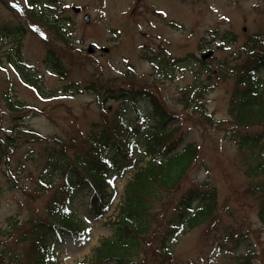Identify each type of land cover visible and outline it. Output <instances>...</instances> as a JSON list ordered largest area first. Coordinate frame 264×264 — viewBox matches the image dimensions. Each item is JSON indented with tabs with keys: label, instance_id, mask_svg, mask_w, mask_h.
Returning a JSON list of instances; mask_svg holds the SVG:
<instances>
[{
	"label": "rangeland",
	"instance_id": "rangeland-1",
	"mask_svg": "<svg viewBox=\"0 0 264 264\" xmlns=\"http://www.w3.org/2000/svg\"><path fill=\"white\" fill-rule=\"evenodd\" d=\"M12 1L21 3L22 10H13L9 6L10 0H0V41L2 43H4V36L7 35L4 30L6 25L2 23L9 21L12 26L22 25L21 21H14L16 18L19 19L17 15L20 12L25 15L29 14L27 2L30 0ZM34 1L43 8L42 13L45 18L43 24L45 25H38L40 22L35 23L36 29L39 30L38 33H30L25 29L24 33L17 37L19 45L16 49L20 56L12 55L14 57L12 64L7 58V54L10 53L9 45L4 43L8 46H0V106L3 111H5L4 108L10 107L15 115L23 116L21 120V123L25 124L23 128L31 127L35 132L46 136L57 135L66 127L78 130L79 127L72 122V120H77L82 130L80 134L73 135L71 138H76L80 143L86 137L94 120H100V109L95 105L94 94L86 91L84 86L91 80L102 83L108 78L116 77L123 71L129 70L128 66L133 68L132 71L138 78L153 75V66L145 62L148 54L140 55L143 45H154L157 48L158 43L164 40L168 55L177 56L187 52L200 55V43L203 40H211V36L207 34L210 28L234 29L239 35L240 42H243L248 34L264 32V0H200L194 10L186 5L182 10L176 0H139L138 3L144 5L145 10L155 7L162 12L163 17L155 16L151 19L146 13L139 15L138 20L134 22H131V16L140 7H135V10L130 13L129 9L135 3L133 0H116L111 3L108 0ZM53 1L59 4H54ZM62 4H64L63 8ZM72 5L85 8L91 17V22L84 23L83 14L73 11ZM12 7L20 8L15 5ZM50 11H54L64 22L63 27L61 26L63 32L59 34L65 35L64 40H61L56 29H53L54 19H47ZM25 25L29 27L26 22ZM137 28L140 30L137 31ZM80 38L85 39L84 45L76 41ZM92 43L108 47L110 51L106 53L107 55L101 51L93 55L89 54L87 46ZM210 44L212 45V41ZM223 45V40L213 43L214 49L211 50L214 52L211 59H223L224 55L229 54V47L224 49ZM238 46L239 44L232 46V50L237 49ZM46 57L47 62L44 61ZM57 59L67 68L66 80H61L55 74L59 72L54 69V60ZM49 70L50 74H48ZM15 71L24 74L16 77ZM36 72H40L39 75ZM35 74L37 75L35 76L36 81L31 78ZM43 74H47L45 79H43ZM261 75L264 76V72ZM176 76L179 78L172 82H157L159 84L156 89L162 93V97L169 100L174 99L177 95L176 87L185 86L192 81L188 74H176ZM142 81L134 83L133 86L140 85ZM127 83L131 82L117 81V84L121 85H127ZM72 85L74 87V90L70 91L72 98H68L69 94L64 92L61 96L58 90H56L58 95H53V89L72 87ZM232 86V82L220 81L216 90L204 99L202 107L211 113L215 120L227 118V97ZM111 87H116V84L112 82ZM7 91L15 97L13 101L9 100ZM167 103L173 108L172 110L177 112L178 116H181L182 126L188 132L186 140L200 144L202 154L190 174L183 178L179 186L169 192L164 191L165 194H162L161 200L154 205L153 211L155 212L152 216L158 217L159 221L153 224L152 228H156L149 238L158 243L167 229H170L169 220L172 219L176 203L183 192L191 186L208 181L207 187H215L217 193L218 211L214 224L211 227L203 224L196 231L182 236L177 250L180 255L178 254L175 258V263L179 261L178 264H235L248 253L252 257V263L264 264V233L257 230L260 228L258 201L256 196L248 191L251 182L247 177V172L253 163L249 151H240L236 144L224 139L227 136L226 131L216 129L190 111H184L179 106L175 107V101ZM113 105L118 106V103ZM5 117L8 119V116ZM6 122L7 120L3 119L1 126H4ZM261 129L263 127H255L251 129V132L254 134ZM22 134L24 136L20 139V143L28 135L26 130H23ZM67 134L72 135L71 132ZM44 148L40 150L43 151ZM3 151L0 147V250L3 248L14 252L13 254L19 252L25 254L28 251L30 234L28 231L22 232V228L9 227L10 223H14L16 219L25 226L33 218L30 216L31 212L40 211L43 214L52 198L61 200L63 196L57 195L55 190L57 185L49 192L39 194L37 197L26 196L22 192V182L26 181L30 188H33V184L38 185L37 171L27 180L28 177H23V172L18 169L19 165L24 166L22 157L26 152V146L19 144L17 150L10 153L11 169L8 178L2 168ZM127 177L128 174L116 178L118 196L108 215L116 211V204ZM87 197L88 194L82 196L81 193L76 199V203L79 204L78 210L84 217L87 213ZM22 201L26 204L22 205ZM234 212L236 213L235 218L230 216ZM107 218L92 221L91 240L68 241L65 244H59L62 264H75L76 261L83 260L90 255L99 236L108 233L104 225ZM233 225L242 226L243 235H251V237L237 251L234 250L236 251L235 256L225 257L223 251L221 254L218 253L217 241L222 240L225 236L223 231L229 230V227ZM232 242L233 240L229 242L231 250L235 249ZM148 262L159 264L160 261L150 254ZM9 264H18V259Z\"/></svg>",
	"mask_w": 264,
	"mask_h": 264
},
{
	"label": "trees",
	"instance_id": "trees-1",
	"mask_svg": "<svg viewBox=\"0 0 264 264\" xmlns=\"http://www.w3.org/2000/svg\"><path fill=\"white\" fill-rule=\"evenodd\" d=\"M54 28L57 30L58 37L64 40L65 35H59L62 28L58 25H54ZM227 38L233 43L237 41L236 37L231 39L228 36ZM258 39L260 38H252L251 41L242 45L241 50L233 52L231 56L229 54V68L227 61H220L202 68V73H206L205 79L195 74L193 82L187 86V93L183 97L187 101L186 105L199 102L216 84V77L221 80L229 76V79L235 80V88L231 93L228 106V113L234 124L249 128L263 126L264 79L256 78L255 73L264 67V47H257ZM56 63L57 66L61 65L60 60ZM218 64L220 69L215 68ZM175 67L183 69L178 63ZM61 75L65 76L66 72H62ZM117 80L130 81L132 84L127 83V85L132 88L112 89L103 83L100 85L96 82H91L85 88L93 90L99 98L102 93L103 95L105 92L109 94L108 90L105 91L106 88L111 89L113 91L109 95L112 96L111 98L126 100L131 104V110H128V113L133 115L132 120L126 114L123 115V110L116 112L111 123L109 122L111 119L104 115L103 120L92 125L81 149L75 148V138L58 137L57 135L42 137L31 134V140L24 142L28 144L26 166L30 172L43 169L41 176L46 174L48 176L51 173L59 174L60 178L64 179L63 188L69 199L76 196L75 189L78 186L91 188L93 194L90 196V208L102 217L115 199V188L111 187V191L107 189L110 188L113 175H119L125 168L127 170L133 168L132 164L142 163L124 187L117 217L109 219L106 223L107 228L112 230V235L101 239L99 245L93 250L91 262L93 264L112 262H115L114 264H137L140 254L144 252L146 255L155 256L160 261L159 264H167L173 260V248L178 240L177 235H174L175 231L168 232L161 244L147 238V235L151 234L149 230L152 229V217L149 213L152 214V203L159 199L160 193L175 188L178 182L190 172L198 158L199 146L191 143L182 151L175 152L183 136H179V127L171 123L174 118L173 114L167 109L163 100L149 87L156 86V83L145 78L140 85L133 86L141 80L133 76L132 71L111 79V81ZM106 100L107 97L103 101L106 102ZM124 101L121 106L127 110L128 104L127 102L124 104ZM143 101L149 103L147 107H151L149 112L152 122L148 125L139 124ZM130 121L133 122L132 125L129 124ZM146 126H150L149 131H146ZM126 132L139 136L140 139L129 145L130 140L125 137ZM21 133V130H11V133H6L5 137L0 136V144L19 145L18 141L22 139ZM234 136L238 137L241 147H259L264 156L263 135L234 134ZM43 147L45 148L41 151ZM142 147L144 149L141 151ZM103 158H108V160H103ZM250 172L256 177L264 174V159ZM79 178L82 179L81 183L76 184ZM201 187L204 188V186ZM201 187L188 189L180 200L179 207L182 214L176 218L174 227L182 228L185 234L205 222L215 209L216 202L211 197L216 195V190L202 191ZM254 188L253 193L260 195L258 199L259 220L264 227V180L257 182ZM196 200L200 201V205L195 209L194 215H191L188 209ZM61 208L63 212L53 210L54 219L46 217L33 221V232L42 231L40 232L42 235L38 232L35 234L38 236L36 243L33 240L35 248L39 251H42L45 241L49 243L56 230L63 232L68 230L77 235L85 234L81 231L85 228V224L79 216L74 212L69 213L65 204ZM5 253H0L1 259L6 258ZM36 253L33 256V264H54L47 256L41 253L38 255L37 251ZM48 253H50L49 249ZM13 259L15 258H11Z\"/></svg>",
	"mask_w": 264,
	"mask_h": 264
},
{
	"label": "water",
	"instance_id": "water-1",
	"mask_svg": "<svg viewBox=\"0 0 264 264\" xmlns=\"http://www.w3.org/2000/svg\"><path fill=\"white\" fill-rule=\"evenodd\" d=\"M94 50V46H92L91 48H90V51H93Z\"/></svg>",
	"mask_w": 264,
	"mask_h": 264
}]
</instances>
